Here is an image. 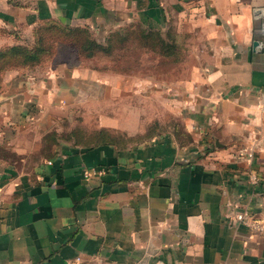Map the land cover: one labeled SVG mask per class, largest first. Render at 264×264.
<instances>
[{"label":"crops","instance_id":"1","mask_svg":"<svg viewBox=\"0 0 264 264\" xmlns=\"http://www.w3.org/2000/svg\"><path fill=\"white\" fill-rule=\"evenodd\" d=\"M41 19L193 30L189 97L133 100L123 74L64 60L5 71L0 264H264V234L233 219H264V0H0V33ZM74 112L113 140H70ZM153 120L182 128L136 139Z\"/></svg>","mask_w":264,"mask_h":264},{"label":"rangeland","instance_id":"2","mask_svg":"<svg viewBox=\"0 0 264 264\" xmlns=\"http://www.w3.org/2000/svg\"><path fill=\"white\" fill-rule=\"evenodd\" d=\"M11 1L24 3L26 0ZM171 21L170 19L165 26L154 28L152 31L162 39L163 43L156 39H151L150 42L140 45L136 40L132 39L122 43L120 49H114L109 55L96 54L95 56L81 59V63L100 73L123 74L124 76H120V83H123L122 89L126 87L127 80H133L132 91L128 87L133 94L131 95L133 100H188L189 91L185 89V82L190 78V70L193 65V30H186L185 26L177 28ZM138 28L145 29L147 27L131 23L114 31H134ZM33 29L34 26L32 28L21 26L17 27L12 33H0V44L9 46L6 43L11 42L10 45L30 46ZM87 29L90 32V36L100 44H104V38L110 33L107 32L103 38H100V34H96L94 30L89 28ZM60 52V59L70 60L68 51L61 50ZM49 64L51 62L44 59L39 65L33 66V68H36L35 75L41 76L45 73ZM4 72H2V75ZM92 95L93 92H91ZM148 110L154 114L157 112L168 114L165 113L168 112L167 109L163 111V108L157 104H154ZM70 116L72 118H69L68 122L59 120L58 125L63 132L62 134H64L65 130V132L68 131L69 139L81 145H90L98 140L96 130H91L93 122L86 120L88 116H83L82 112L70 113ZM82 120L86 121L81 122ZM171 127L180 131L182 122L180 120L150 121L145 125L143 135L138 136L136 139L145 138L155 131L166 130Z\"/></svg>","mask_w":264,"mask_h":264},{"label":"trees","instance_id":"3","mask_svg":"<svg viewBox=\"0 0 264 264\" xmlns=\"http://www.w3.org/2000/svg\"><path fill=\"white\" fill-rule=\"evenodd\" d=\"M21 6V3L11 1ZM154 28H138L137 30H121L110 32L100 44L90 36L89 30L84 26L59 24L50 19H41L34 25L32 43L30 46L13 44L0 48V81L2 72L7 70H22L39 65L44 59L48 62L64 60L69 64H82L81 59L96 54L109 55L114 49H120L124 42L136 40L140 45L156 39H162L152 32ZM66 50L70 60L60 59V51ZM98 138L93 144L110 142V137L104 130H96Z\"/></svg>","mask_w":264,"mask_h":264},{"label":"built area","instance_id":"4","mask_svg":"<svg viewBox=\"0 0 264 264\" xmlns=\"http://www.w3.org/2000/svg\"><path fill=\"white\" fill-rule=\"evenodd\" d=\"M260 33L264 36V22L260 25ZM264 112V107L261 109ZM252 182H256L255 177L249 176ZM233 219L243 224L251 234H264V219H256L241 212L236 213ZM65 264H82L80 258L75 256L65 262Z\"/></svg>","mask_w":264,"mask_h":264},{"label":"water","instance_id":"5","mask_svg":"<svg viewBox=\"0 0 264 264\" xmlns=\"http://www.w3.org/2000/svg\"><path fill=\"white\" fill-rule=\"evenodd\" d=\"M259 45H261L260 42H258L256 40L252 41V44H251L252 49H255L256 50Z\"/></svg>","mask_w":264,"mask_h":264}]
</instances>
